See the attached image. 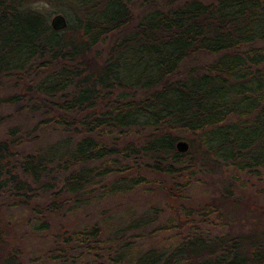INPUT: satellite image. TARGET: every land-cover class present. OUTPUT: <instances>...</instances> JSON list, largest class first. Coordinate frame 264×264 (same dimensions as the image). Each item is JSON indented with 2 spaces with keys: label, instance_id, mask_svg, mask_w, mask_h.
<instances>
[{
  "label": "trees",
  "instance_id": "16d2710c",
  "mask_svg": "<svg viewBox=\"0 0 264 264\" xmlns=\"http://www.w3.org/2000/svg\"><path fill=\"white\" fill-rule=\"evenodd\" d=\"M241 174L264 183V0H0V264H264ZM148 186L174 216L109 223Z\"/></svg>",
  "mask_w": 264,
  "mask_h": 264
},
{
  "label": "rangeland",
  "instance_id": "374dc122",
  "mask_svg": "<svg viewBox=\"0 0 264 264\" xmlns=\"http://www.w3.org/2000/svg\"><path fill=\"white\" fill-rule=\"evenodd\" d=\"M53 18L55 17L53 16L52 19ZM197 59L198 61L200 60L202 61L199 65H203L204 63H209L212 60V57L201 56V57H198ZM17 121H21V118L17 119ZM4 131L5 129L2 127L1 134H3ZM30 146L31 145L27 144L25 148L28 149ZM215 179L217 178L215 177ZM245 182H246V186H245ZM239 184H244V187H245L244 191L247 193V195L250 196L253 202L252 203L253 206H255L256 208H259L260 210L264 209V183H261L256 179H249V177L246 174H241ZM235 185H237V183H235ZM150 189H152V186L141 187V188L136 189L130 195L128 194L125 196L113 197L111 198V200H113L112 202H109L106 204L103 203L102 207L106 211V214L108 215L107 217H108L109 223H112L113 219L116 218V216L123 218V216L126 215L125 217L126 220L125 221L123 220V223L127 221L126 223L128 224L130 221L129 219L131 215H133L132 218L140 217V216H143V214L145 213V210H147L149 206L156 207V209L159 210V214L157 216V221L154 224H152L148 228L142 229V231H136V232L130 231L127 233V235L128 234L133 235V234H138V233L143 234V232H146V233L149 232L148 230L158 226L160 223L165 221L167 218H170V216L171 217L174 216L173 214H170V211L166 209V205L162 203L163 202L162 199H157V197H155L153 193L149 191ZM200 193L201 191L199 189L195 191L196 195H200ZM105 205H107L109 208H106ZM96 216L98 215L95 213L94 217ZM58 220L60 221L61 224L68 225V224H73L75 218L74 216H70L69 214H67V215L59 216ZM168 235L169 234L167 233L157 232V234L156 233L153 234V236H151L150 238L144 239L142 243L145 242V245H146V244H152V243L157 242L158 245H162L164 238L165 237L167 238ZM31 243H32L31 246L27 250L26 258H28L30 254L40 253L41 249L43 248L41 242L37 239L31 240Z\"/></svg>",
  "mask_w": 264,
  "mask_h": 264
},
{
  "label": "water",
  "instance_id": "95a60500",
  "mask_svg": "<svg viewBox=\"0 0 264 264\" xmlns=\"http://www.w3.org/2000/svg\"><path fill=\"white\" fill-rule=\"evenodd\" d=\"M63 19L62 17L60 16H56L55 18L52 19V25L55 27V26H63ZM176 149L178 152L180 153H184L188 150V144L184 141H179L177 144H176Z\"/></svg>",
  "mask_w": 264,
  "mask_h": 264
}]
</instances>
